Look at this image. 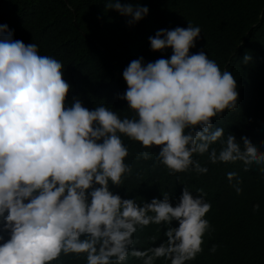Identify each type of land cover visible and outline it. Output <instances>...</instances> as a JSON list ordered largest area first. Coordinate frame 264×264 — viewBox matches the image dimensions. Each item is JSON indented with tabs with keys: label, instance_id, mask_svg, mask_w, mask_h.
<instances>
[{
	"label": "clouds",
	"instance_id": "9594fccd",
	"mask_svg": "<svg viewBox=\"0 0 264 264\" xmlns=\"http://www.w3.org/2000/svg\"><path fill=\"white\" fill-rule=\"evenodd\" d=\"M106 6L130 17V25L149 12L119 0ZM200 34L189 23L149 37L152 51L171 48L172 55L147 64L140 57L123 70L128 87L119 98L134 116L121 118L104 105L89 110L75 97L68 106L62 62L0 25V264H51L62 253H86L87 264H124L133 234L150 224L163 225L166 239L151 255L132 252L146 257L144 264L160 257L186 264L203 251L202 238L213 231L203 189L193 195L184 186L175 206L168 192L140 204L110 191L132 172L121 134L144 148L159 146L156 161L170 175L190 168L206 174L193 159L197 153H208L212 164L241 161L245 171L255 164L264 175V152L246 135L242 145L232 133L222 140L224 129L213 126L214 117L236 108L237 83L204 51L190 54ZM250 59L245 54L243 61ZM217 141L219 150H210ZM136 158L151 156L142 151ZM226 175L231 183L238 173ZM240 183L233 185L238 195Z\"/></svg>",
	"mask_w": 264,
	"mask_h": 264
},
{
	"label": "trees",
	"instance_id": "16d2710c",
	"mask_svg": "<svg viewBox=\"0 0 264 264\" xmlns=\"http://www.w3.org/2000/svg\"><path fill=\"white\" fill-rule=\"evenodd\" d=\"M112 0H0V25H7L14 40L26 45H38L39 54L62 62L63 79L71 85L68 106L73 98L94 110L104 105L121 117L132 118L126 100L119 97L127 90L123 70L140 57L144 63L169 59L172 49L152 51L149 37L158 30L187 28L191 23L201 28L200 37L190 54L204 51L220 70L229 71L237 83V106L224 110L212 120L214 128H223L225 140L229 133L238 143L246 135L264 152V0H119L121 4L147 7L149 12L140 21L129 24L130 17L121 15L106 5ZM248 54L251 59L244 63ZM129 155L125 163L132 172L123 178L120 186L110 184V191L123 199L137 203L163 199L170 194L175 206L187 186L193 195L203 189L205 200L211 204L206 213L213 231L203 236V251L186 264H264V175L252 164L248 171L241 161L212 164L208 153L194 154L193 159L206 174L191 168L187 172L170 175L158 164L159 146L144 148L121 134ZM220 141L210 146L219 150ZM148 151L151 159H137V153ZM228 172L238 176L230 183ZM242 192L238 195L233 185ZM259 204V211L253 206ZM172 227H178L173 221ZM5 240L8 233H2ZM166 237L164 226L150 224L138 227L134 243L124 264H144L146 257H137L133 251L148 253ZM4 241H0L2 244ZM217 245L215 253L209 251ZM51 264H87L86 253H63ZM152 264H170L160 257Z\"/></svg>",
	"mask_w": 264,
	"mask_h": 264
}]
</instances>
